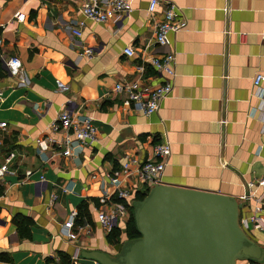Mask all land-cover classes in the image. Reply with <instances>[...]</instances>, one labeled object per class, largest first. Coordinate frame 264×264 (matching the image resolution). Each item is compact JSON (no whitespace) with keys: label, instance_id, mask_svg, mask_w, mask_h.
Instances as JSON below:
<instances>
[{"label":"crops","instance_id":"0c3cea01","mask_svg":"<svg viewBox=\"0 0 264 264\" xmlns=\"http://www.w3.org/2000/svg\"><path fill=\"white\" fill-rule=\"evenodd\" d=\"M129 1L133 10L119 21L84 19L76 37L71 26L82 18L80 0H0V55H17L27 77L19 82L0 60V119L7 121L0 161L14 152L0 180V264H93L73 256L81 248L115 252L124 224L109 239L96 219L97 197L111 189L115 170L122 183L135 185V168L162 139L170 152L161 182L237 199L247 192L241 223L264 244V231L248 220L259 205L264 216V187L248 184L264 173V79L253 84L256 73L264 74V0H160L153 12L148 0ZM168 1L185 26L158 46L155 23ZM126 45L135 55L123 53ZM85 47L91 57L79 54ZM167 49L175 53V76L158 110L125 105L127 94L115 82L153 87L156 72L145 63L139 74L136 65ZM63 109L91 118L99 132L81 144L71 135L67 155L59 145L65 131L50 128Z\"/></svg>","mask_w":264,"mask_h":264},{"label":"water","instance_id":"95a60500","mask_svg":"<svg viewBox=\"0 0 264 264\" xmlns=\"http://www.w3.org/2000/svg\"><path fill=\"white\" fill-rule=\"evenodd\" d=\"M247 196L151 184L131 201L137 236L125 237L113 253L81 248L77 255L99 264H264V244L252 239L241 223Z\"/></svg>","mask_w":264,"mask_h":264},{"label":"built area","instance_id":"2783aa9c","mask_svg":"<svg viewBox=\"0 0 264 264\" xmlns=\"http://www.w3.org/2000/svg\"><path fill=\"white\" fill-rule=\"evenodd\" d=\"M160 4V0H148L147 11L153 12ZM79 11L82 15L81 19H76L71 26V32L74 36L80 37L84 19H89L95 22H104L112 19L114 22L119 21L122 16L130 13L133 8L129 0H106L100 2L97 0H80ZM175 3L168 1L165 3V8L160 20L155 23V44L164 46L167 42L166 37L170 31H178L185 26V21L175 17ZM16 20H22L23 14L15 13ZM241 36L244 33L240 34ZM123 53L128 56L135 55V49L132 45L123 47ZM85 57H91L93 50L90 47H85L79 53ZM0 60L6 66L11 75H15L19 82H25L27 77L21 69V62L17 55L11 54L6 58L0 55ZM176 62L175 53L171 49H167L162 53L151 55L148 60H141L136 65V72L141 74L145 69V63L156 72L160 78V82L153 87L147 89L139 86L137 80H126L115 82L113 88L117 91L124 90L127 94L123 100L125 105H131L133 108L141 111L144 114H150L158 110L161 100L166 97L172 89V81L175 76L174 65ZM264 79L263 73H256L253 77V84L258 86L261 80ZM1 94V91H0ZM7 126V121L0 119V130H4ZM52 130H64V138L59 144L62 149L61 153L64 155L72 153L71 135L74 136V141L81 144L83 142L96 141L99 135L97 127L92 123L91 118L79 116L73 117L68 110H61L55 119L50 123ZM46 143L52 142V138L45 137L42 139ZM38 141V140H37ZM170 152L169 142L165 139L156 141L152 146V155L147 157L135 168L137 183L124 184L122 183L124 176L120 175L119 170L113 171L109 177L111 189L105 191L97 197L98 205L100 206L96 212V219L99 225L106 233H109L118 223L126 224L130 215L129 196L137 197V193L146 191L147 187L151 184L161 182V174L166 163L167 157ZM14 152H6L4 158L0 161V180L3 175L9 170L8 164L13 159ZM128 162H123L122 168L127 169ZM30 170H26L25 174L28 175ZM140 184L137 186V184ZM249 185L258 184L264 187V173L259 176L255 181H249ZM55 195L51 196V201L55 200ZM243 197V196H242ZM260 205L256 206L254 213H252L248 220L254 226L259 227L264 231V216H260ZM72 213L70 214V218ZM70 224V219L67 221ZM243 225L247 226L245 222ZM70 237L74 235L69 234ZM77 254H74L75 259ZM93 264H99L96 261ZM238 264H254L250 260H240Z\"/></svg>","mask_w":264,"mask_h":264},{"label":"trees","instance_id":"16d2710c","mask_svg":"<svg viewBox=\"0 0 264 264\" xmlns=\"http://www.w3.org/2000/svg\"><path fill=\"white\" fill-rule=\"evenodd\" d=\"M146 193V191L142 192V193H137V198H141L144 194ZM124 232L126 234L127 238L130 237H135L138 235L135 226H134V221L132 218V213L130 211V215L128 220L126 221L125 227H124ZM109 239L111 237H117L119 234V230H117V227H114L109 233ZM66 256L61 255V260L65 261Z\"/></svg>","mask_w":264,"mask_h":264},{"label":"rangeland","instance_id":"374dc122","mask_svg":"<svg viewBox=\"0 0 264 264\" xmlns=\"http://www.w3.org/2000/svg\"><path fill=\"white\" fill-rule=\"evenodd\" d=\"M244 196V195H243ZM124 227H125V225H124ZM124 230V229H123Z\"/></svg>","mask_w":264,"mask_h":264}]
</instances>
